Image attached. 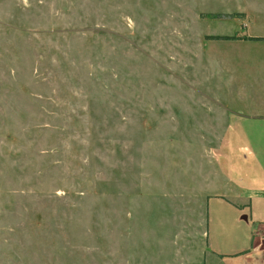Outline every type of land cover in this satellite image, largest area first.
I'll list each match as a JSON object with an SVG mask.
<instances>
[{
  "label": "rangeland",
  "instance_id": "374dc122",
  "mask_svg": "<svg viewBox=\"0 0 264 264\" xmlns=\"http://www.w3.org/2000/svg\"><path fill=\"white\" fill-rule=\"evenodd\" d=\"M240 8L264 0H0V264H202Z\"/></svg>",
  "mask_w": 264,
  "mask_h": 264
},
{
  "label": "crops",
  "instance_id": "0c3cea01",
  "mask_svg": "<svg viewBox=\"0 0 264 264\" xmlns=\"http://www.w3.org/2000/svg\"><path fill=\"white\" fill-rule=\"evenodd\" d=\"M230 13H240L228 16L235 39L224 44L230 51L216 59L222 65L218 79L234 87L218 97L230 115L218 158L226 185L205 199V247L200 259L202 264H264L259 246L264 239V31L260 30L264 20H258L264 11L225 12ZM245 13L249 22L242 30L238 16ZM237 140L238 154L227 157L226 145L234 146ZM234 159L253 169L250 175L239 164L229 163Z\"/></svg>",
  "mask_w": 264,
  "mask_h": 264
},
{
  "label": "trees",
  "instance_id": "16d2710c",
  "mask_svg": "<svg viewBox=\"0 0 264 264\" xmlns=\"http://www.w3.org/2000/svg\"><path fill=\"white\" fill-rule=\"evenodd\" d=\"M232 14H240V13H232ZM231 13L230 14H227L228 16H231L232 15ZM211 16H212V14H210ZM213 16H215V17H219V16H221L220 14H215V15H213ZM230 36H218L217 38H229ZM251 39H261V37H256V38H254V37H252Z\"/></svg>",
  "mask_w": 264,
  "mask_h": 264
},
{
  "label": "built area",
  "instance_id": "2783aa9c",
  "mask_svg": "<svg viewBox=\"0 0 264 264\" xmlns=\"http://www.w3.org/2000/svg\"><path fill=\"white\" fill-rule=\"evenodd\" d=\"M260 249L264 252V239L259 242Z\"/></svg>",
  "mask_w": 264,
  "mask_h": 264
}]
</instances>
